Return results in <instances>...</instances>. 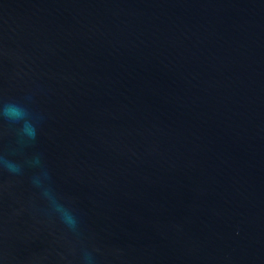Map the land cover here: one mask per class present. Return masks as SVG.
Listing matches in <instances>:
<instances>
[{"label":"water","instance_id":"water-1","mask_svg":"<svg viewBox=\"0 0 264 264\" xmlns=\"http://www.w3.org/2000/svg\"><path fill=\"white\" fill-rule=\"evenodd\" d=\"M9 101L0 264H264V0H0Z\"/></svg>","mask_w":264,"mask_h":264},{"label":"clouds","instance_id":"clouds-1","mask_svg":"<svg viewBox=\"0 0 264 264\" xmlns=\"http://www.w3.org/2000/svg\"><path fill=\"white\" fill-rule=\"evenodd\" d=\"M31 101V96L26 97ZM0 118L7 120L11 125H19L17 129L18 143L25 144L36 139L37 124L40 117L34 115L23 104L15 101H9L0 105ZM30 167L38 168L40 171L32 177V184L40 190V195L47 201L52 213L56 214L62 223L73 232H77L78 220L71 208L60 203L57 194L50 186V175L44 168L40 156H35L26 161ZM0 169L7 170L14 175L22 174V165L16 161L9 160L0 155ZM98 251V250H96ZM83 259L85 264H93L92 253L84 251Z\"/></svg>","mask_w":264,"mask_h":264}]
</instances>
